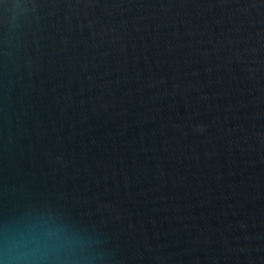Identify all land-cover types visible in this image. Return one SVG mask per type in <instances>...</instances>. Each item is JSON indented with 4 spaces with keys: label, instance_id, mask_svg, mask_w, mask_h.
<instances>
[{
    "label": "water",
    "instance_id": "obj_1",
    "mask_svg": "<svg viewBox=\"0 0 264 264\" xmlns=\"http://www.w3.org/2000/svg\"><path fill=\"white\" fill-rule=\"evenodd\" d=\"M264 264V0H0V260Z\"/></svg>",
    "mask_w": 264,
    "mask_h": 264
},
{
    "label": "clouds",
    "instance_id": "obj_2",
    "mask_svg": "<svg viewBox=\"0 0 264 264\" xmlns=\"http://www.w3.org/2000/svg\"><path fill=\"white\" fill-rule=\"evenodd\" d=\"M63 240L58 226L47 220L32 222L7 241L0 264H47Z\"/></svg>",
    "mask_w": 264,
    "mask_h": 264
}]
</instances>
